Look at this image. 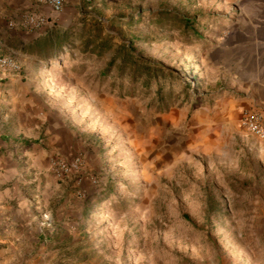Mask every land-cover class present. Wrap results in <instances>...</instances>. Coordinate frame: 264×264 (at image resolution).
<instances>
[{
  "label": "rangeland",
  "instance_id": "rangeland-1",
  "mask_svg": "<svg viewBox=\"0 0 264 264\" xmlns=\"http://www.w3.org/2000/svg\"><path fill=\"white\" fill-rule=\"evenodd\" d=\"M239 3L68 2L44 48L58 58L54 80L36 81L56 85L45 97L53 135L40 138L64 122L74 148L63 158L84 165L54 170L60 189L42 217L58 223L48 240L59 251L47 264H264V161L245 131L206 149L193 126L223 95L206 66Z\"/></svg>",
  "mask_w": 264,
  "mask_h": 264
},
{
  "label": "crops",
  "instance_id": "crops-1",
  "mask_svg": "<svg viewBox=\"0 0 264 264\" xmlns=\"http://www.w3.org/2000/svg\"><path fill=\"white\" fill-rule=\"evenodd\" d=\"M238 1L235 18L216 42L213 66H206L216 87L224 89L223 95H216L193 122L206 149L240 140L234 133L245 131L241 126L245 111L254 108L264 115V0ZM26 10L44 12L50 18L48 29L34 34L10 28L9 21ZM64 10L55 14L47 7H36L32 0H0V56L14 57L24 67L23 75L0 70V264H14L17 259L23 264H47L46 257L59 251L50 250L52 240H48L58 223L52 228L53 223L47 225L42 216L60 189L54 182L53 160L72 154L74 142L64 122L57 136L40 138L44 130L53 135L54 119L45 97L56 85L53 81L44 87L36 81L42 79L44 85L54 80L48 74L58 58L44 48L56 45L48 38L60 26L62 16L68 17ZM242 140L249 145V154L260 155L264 161V139L250 134ZM24 173L30 174V185L22 180ZM43 173L49 184L43 183Z\"/></svg>",
  "mask_w": 264,
  "mask_h": 264
},
{
  "label": "built area",
  "instance_id": "built-area-1",
  "mask_svg": "<svg viewBox=\"0 0 264 264\" xmlns=\"http://www.w3.org/2000/svg\"><path fill=\"white\" fill-rule=\"evenodd\" d=\"M38 8L47 7L55 14H61L68 0H32ZM50 26V18L42 11L26 10L20 13L17 19L9 21L12 29H21L28 33L41 34ZM0 70L6 72L24 74L23 65L10 56H0ZM242 128L249 134L264 139V115L258 109L245 111L242 120ZM83 159L74 156L70 160L58 157L53 160L52 167L63 174L79 171L83 168Z\"/></svg>",
  "mask_w": 264,
  "mask_h": 264
},
{
  "label": "trees",
  "instance_id": "trees-1",
  "mask_svg": "<svg viewBox=\"0 0 264 264\" xmlns=\"http://www.w3.org/2000/svg\"><path fill=\"white\" fill-rule=\"evenodd\" d=\"M125 54H124V59H128V58H132V56H130V54H134V50H131V48L128 46V45H126L125 46ZM127 52H129V53H127Z\"/></svg>",
  "mask_w": 264,
  "mask_h": 264
}]
</instances>
